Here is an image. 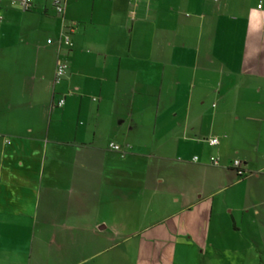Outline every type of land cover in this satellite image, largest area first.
Segmentation results:
<instances>
[{
    "label": "crops",
    "instance_id": "crops-1",
    "mask_svg": "<svg viewBox=\"0 0 264 264\" xmlns=\"http://www.w3.org/2000/svg\"><path fill=\"white\" fill-rule=\"evenodd\" d=\"M258 4L0 1V264H264Z\"/></svg>",
    "mask_w": 264,
    "mask_h": 264
},
{
    "label": "built area",
    "instance_id": "built-area-1",
    "mask_svg": "<svg viewBox=\"0 0 264 264\" xmlns=\"http://www.w3.org/2000/svg\"><path fill=\"white\" fill-rule=\"evenodd\" d=\"M52 1H53L55 11L58 14H62L64 12L65 0H52ZM214 1H218V0H214ZM9 2L11 4L19 5L23 10H27L32 6L34 0H9ZM257 7L258 8L262 7V0H259V4L257 5ZM74 28H75V23L72 22V24L65 27V30L62 34L63 43L68 47L72 45L71 34L74 32ZM48 42H51V40H48ZM67 70H68V63L64 59H58L56 62V68H55V81L59 82L61 79H63V77L67 73ZM63 104H64V98H60L56 103V105L59 107L63 106ZM208 142L210 145H217L219 140L216 137H211L208 139ZM110 146L115 150H119V146L114 143H110ZM192 160L194 162H197L198 156H194ZM210 163L212 165H218L219 159L216 156H211ZM240 165H241L240 160L236 159L233 161V167L236 170L240 168ZM238 172L241 173L240 170H238Z\"/></svg>",
    "mask_w": 264,
    "mask_h": 264
},
{
    "label": "rangeland",
    "instance_id": "rangeland-1",
    "mask_svg": "<svg viewBox=\"0 0 264 264\" xmlns=\"http://www.w3.org/2000/svg\"><path fill=\"white\" fill-rule=\"evenodd\" d=\"M263 2H264V0H263ZM263 2H262V4H263ZM261 209V211L262 210H264V207H262V208H260ZM112 237H114V236H112ZM80 240L79 241H81L82 240V242H87V240L90 238V236H86L85 238H82V236H80ZM84 240V241H83ZM115 239H112V241H114ZM132 241H129V246L132 244L131 243ZM132 247H129V250H127L126 252H125V256H124V262H123V260L119 257V253H122V252H120V250L122 249L121 247H116V248H113V249H111L110 250V252H108L107 254H110V256H111V260H115V259H119L120 258V260L123 262V264H131L132 262H133V259H134V257H135V255H134V251L131 249ZM98 259V258H97ZM97 259H95V260H97ZM117 259V260H118ZM89 262V261H88ZM85 264V263H84ZM113 264H114V262H113Z\"/></svg>",
    "mask_w": 264,
    "mask_h": 264
},
{
    "label": "trees",
    "instance_id": "trees-1",
    "mask_svg": "<svg viewBox=\"0 0 264 264\" xmlns=\"http://www.w3.org/2000/svg\"><path fill=\"white\" fill-rule=\"evenodd\" d=\"M237 170H239V169H237Z\"/></svg>",
    "mask_w": 264,
    "mask_h": 264
}]
</instances>
